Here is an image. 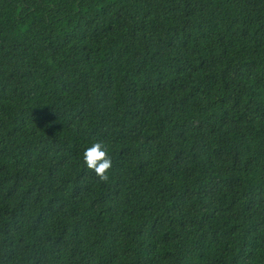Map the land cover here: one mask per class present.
<instances>
[{
  "label": "trees",
  "instance_id": "1",
  "mask_svg": "<svg viewBox=\"0 0 264 264\" xmlns=\"http://www.w3.org/2000/svg\"><path fill=\"white\" fill-rule=\"evenodd\" d=\"M0 264H264V0H0Z\"/></svg>",
  "mask_w": 264,
  "mask_h": 264
},
{
  "label": "clouds",
  "instance_id": "2",
  "mask_svg": "<svg viewBox=\"0 0 264 264\" xmlns=\"http://www.w3.org/2000/svg\"><path fill=\"white\" fill-rule=\"evenodd\" d=\"M83 160L87 168L95 173L99 181L107 183L113 170L112 158L104 142L96 141L85 148Z\"/></svg>",
  "mask_w": 264,
  "mask_h": 264
}]
</instances>
